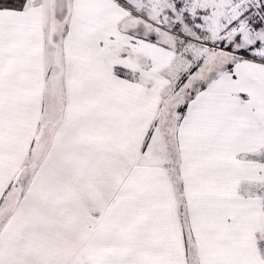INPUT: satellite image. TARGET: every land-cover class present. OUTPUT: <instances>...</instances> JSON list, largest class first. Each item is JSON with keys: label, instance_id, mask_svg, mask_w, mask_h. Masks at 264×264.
<instances>
[{"label": "snow or ice", "instance_id": "1", "mask_svg": "<svg viewBox=\"0 0 264 264\" xmlns=\"http://www.w3.org/2000/svg\"><path fill=\"white\" fill-rule=\"evenodd\" d=\"M0 264H264V0H0Z\"/></svg>", "mask_w": 264, "mask_h": 264}]
</instances>
